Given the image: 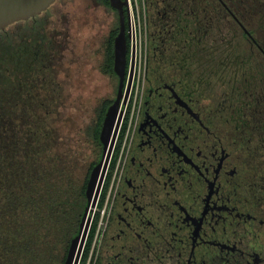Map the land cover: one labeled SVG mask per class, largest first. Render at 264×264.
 <instances>
[{"label":"flooded vegetation","instance_id":"obj_1","mask_svg":"<svg viewBox=\"0 0 264 264\" xmlns=\"http://www.w3.org/2000/svg\"><path fill=\"white\" fill-rule=\"evenodd\" d=\"M162 1H168L164 13L159 10L164 22L158 23L159 36L155 27L150 36L153 49L145 55L143 86L125 143L138 82L136 49L131 92L122 104L123 119L85 242L86 247L95 230L87 264H264L263 103L257 107L251 98L234 108L232 100L224 105L210 98L201 60L193 58L209 13L189 9L177 24L176 4ZM182 5L185 11L188 6ZM218 10L215 4L216 16ZM232 18L245 40L257 46L246 26ZM115 74L112 103L120 85ZM243 79L246 87L249 75ZM100 144L92 170L104 156Z\"/></svg>","mask_w":264,"mask_h":264},{"label":"trees","instance_id":"obj_2","mask_svg":"<svg viewBox=\"0 0 264 264\" xmlns=\"http://www.w3.org/2000/svg\"><path fill=\"white\" fill-rule=\"evenodd\" d=\"M95 1L116 15V24L99 52L103 58L100 71L115 85L119 14L110 0ZM175 1L196 13L212 11L217 4L219 18L229 16L236 25L232 28L241 30L243 36L245 33L232 17L246 26L257 46L248 43L251 54L242 60L235 56L231 66L237 72L249 71L246 89L258 102L251 106L259 107L261 100L260 115L264 114V0ZM221 3L229 7L232 17ZM51 15L50 5L40 14L0 30V264H65L85 214L89 177L101 155L100 134L113 101V97L100 101L87 128L96 157L89 162L84 180L71 179L61 156L51 150L55 129L47 124L58 90L53 71L57 31L49 27ZM130 47L128 38V52ZM94 233L80 264L88 263Z\"/></svg>","mask_w":264,"mask_h":264},{"label":"rangeland","instance_id":"obj_3","mask_svg":"<svg viewBox=\"0 0 264 264\" xmlns=\"http://www.w3.org/2000/svg\"><path fill=\"white\" fill-rule=\"evenodd\" d=\"M151 1L155 3L154 6L148 0H138L139 10H131L138 27L139 24L142 27V44H137L138 76L140 75L141 80L144 77L145 55L153 49L150 39L152 30L155 27V35L159 36L158 23L164 22L161 14L168 6V1ZM174 4L178 8L174 17L178 24V19L183 17L179 14L183 12L188 17L190 11L189 7L183 11V5L178 1L174 0ZM51 13L49 27L57 31L55 42L58 47L53 59L54 85L58 90L51 113L47 116V124L55 129L56 140H52L51 150L61 156L69 177L82 182L89 162L96 157L92 153V142L87 136V128L100 101L114 95L115 85L100 71L103 58L98 51L117 20L113 11L95 0H56L51 4ZM201 13L202 16L206 13L209 15L203 22V30L199 36L201 43L193 58L201 60L199 65L203 67L205 85L213 91L210 98L224 105L228 103L227 100H232L234 108H239L252 98L250 90L244 87L243 79L249 75V71H235L231 61L235 56H240V60L246 58L248 42L241 30L232 28L234 23L229 20L228 15L227 18L220 19L214 11ZM191 17L190 24L193 27L195 19L192 14ZM174 32L175 29L170 34V39ZM142 86L141 83L140 90ZM224 108L226 107L223 110Z\"/></svg>","mask_w":264,"mask_h":264},{"label":"water","instance_id":"obj_4","mask_svg":"<svg viewBox=\"0 0 264 264\" xmlns=\"http://www.w3.org/2000/svg\"><path fill=\"white\" fill-rule=\"evenodd\" d=\"M56 0H0V30L9 24L20 20H26L46 10ZM117 8L120 28L115 39L114 46V70L120 77V85L116 100L108 108L101 131V141L104 144V156L101 162L91 172L87 186L88 203L85 214L76 237L72 240L65 264H80L89 232L92 215L94 213L105 173L113 152L117 134L123 119L124 110L122 104L126 103L132 88L135 72V60L137 45L135 30L131 24V11L128 0H110ZM225 6H227L224 3ZM126 12L128 20H126ZM128 22V24H127ZM245 31L250 35L249 31ZM251 36V35H250ZM128 38L132 40L131 63L126 87L124 81L127 68Z\"/></svg>","mask_w":264,"mask_h":264},{"label":"built area","instance_id":"obj_5","mask_svg":"<svg viewBox=\"0 0 264 264\" xmlns=\"http://www.w3.org/2000/svg\"><path fill=\"white\" fill-rule=\"evenodd\" d=\"M129 2V9L130 11H134L135 9L139 10L140 6H139V3H138V0H128ZM139 21H140V17L138 18ZM131 24L133 25L134 27V30H135V43L136 45L137 44H142V27H141V24H139V27H138V22H137V19L133 14H131ZM141 89V83H140V75L138 76V82H137V85H136V89H135V99H134V107H133V110H132V114L130 116V119L128 121V124H127V129H126V138H125V143L128 139V136L130 134V131H131V127H132V124H133V120H134V115H135V111H136V107H137V102H138V99H139V95H140V90ZM125 145V144H124Z\"/></svg>","mask_w":264,"mask_h":264}]
</instances>
